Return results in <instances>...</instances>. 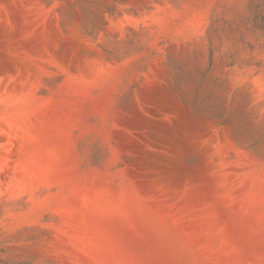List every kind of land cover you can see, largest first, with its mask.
<instances>
[{
    "label": "rangeland",
    "instance_id": "1",
    "mask_svg": "<svg viewBox=\"0 0 264 264\" xmlns=\"http://www.w3.org/2000/svg\"><path fill=\"white\" fill-rule=\"evenodd\" d=\"M0 264H264V0H0Z\"/></svg>",
    "mask_w": 264,
    "mask_h": 264
}]
</instances>
